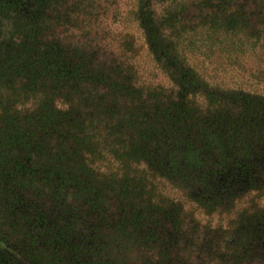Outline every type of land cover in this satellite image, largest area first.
<instances>
[{
	"label": "trees",
	"instance_id": "obj_1",
	"mask_svg": "<svg viewBox=\"0 0 264 264\" xmlns=\"http://www.w3.org/2000/svg\"><path fill=\"white\" fill-rule=\"evenodd\" d=\"M0 264H264V0H0Z\"/></svg>",
	"mask_w": 264,
	"mask_h": 264
}]
</instances>
